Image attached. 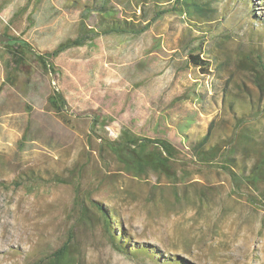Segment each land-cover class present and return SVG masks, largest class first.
Here are the masks:
<instances>
[{
	"label": "rangeland",
	"instance_id": "rangeland-1",
	"mask_svg": "<svg viewBox=\"0 0 264 264\" xmlns=\"http://www.w3.org/2000/svg\"><path fill=\"white\" fill-rule=\"evenodd\" d=\"M191 1L203 18L165 2L170 12L142 34L102 35L63 52L51 61L55 75L28 53L11 84L10 56L0 44V264H43L69 233L76 264L150 263L118 252L100 212L88 203L81 218L71 186L51 182L75 165L85 166L91 200L115 215L112 232H122L133 248L183 264H264V203L250 202L249 188L238 189L218 166L199 164L188 151L209 128L212 142L231 134L234 95L237 105L257 103L258 89L239 63L250 49L264 52V0ZM102 2L0 0V33L44 54L83 25L125 20L141 28L155 15V0H107L113 13L104 21ZM53 91L67 103L63 116L48 107ZM93 115L101 119L96 127ZM262 126L264 120L251 124ZM122 130L172 143L187 182L121 170L100 144Z\"/></svg>",
	"mask_w": 264,
	"mask_h": 264
},
{
	"label": "trees",
	"instance_id": "trees-1",
	"mask_svg": "<svg viewBox=\"0 0 264 264\" xmlns=\"http://www.w3.org/2000/svg\"><path fill=\"white\" fill-rule=\"evenodd\" d=\"M168 2L174 10L183 14L195 13L199 18H203V9L200 5L191 0H155L154 17L151 23L141 28H137L133 23L125 20H112V9H107V0L101 3L100 12L104 16V24H100L98 29H87L83 25V31L75 38H69L60 43L55 49L44 54H36L30 45L19 37H12L5 32L2 34L11 40L2 44L8 49L9 60L6 62V79L13 84V72L22 67L25 63L26 56L31 53L35 56L41 69L48 74L55 75L54 66L51 61L57 58L63 52L77 47H82L94 39L109 34H133L139 35L148 30L149 26L167 14L168 8L162 7V4ZM192 2V3H191ZM89 12V8L84 9V14ZM188 60L199 66L201 60L199 56L192 55L191 51L187 52ZM239 66L242 70L247 71L253 78L254 85L258 89L259 96L257 103L252 99L248 101H234L238 97L234 95L228 101V111L233 115V129L231 134L221 142H212L213 135L209 128L207 133L194 144L188 147L192 158L202 165H216L223 172L227 173L232 182L238 189L247 187L251 193L247 196L250 202L260 201L264 203V126L260 129L251 127L255 123L264 120V52L259 49H250L248 53L243 54ZM1 91V88H0ZM250 93L249 90L244 89ZM246 98V97H244ZM262 102V106H260ZM48 107L54 113L63 116L67 108V103L59 91H53L47 98ZM101 119L93 115V127H96ZM214 139V138H213ZM100 150L109 153L120 165L121 170L135 177H144L149 173H155L163 176L174 185L179 182H187L184 173L179 175L178 165L183 171L186 167L182 165V158L179 150L167 140L150 139L146 137L134 136L128 131L122 130L117 140L110 141L105 139L100 144ZM85 166L75 165L68 173V177H55L51 180L57 184L70 185L74 198V207L78 210L81 218L86 217L88 203L100 212L106 226V232L109 234L111 244L116 250L132 260H139L149 264H183L177 259H163L156 257L151 252L146 251L145 246L133 248L127 244L126 237L122 232H112L111 224L114 222L115 215L110 210L91 200L89 191L83 188ZM36 181V179L34 180ZM77 247L74 243L73 234L68 235L65 242L55 251H53L43 262V264H76L75 251Z\"/></svg>",
	"mask_w": 264,
	"mask_h": 264
},
{
	"label": "water",
	"instance_id": "water-1",
	"mask_svg": "<svg viewBox=\"0 0 264 264\" xmlns=\"http://www.w3.org/2000/svg\"><path fill=\"white\" fill-rule=\"evenodd\" d=\"M11 39L7 36H4L2 33H0V44L8 43Z\"/></svg>",
	"mask_w": 264,
	"mask_h": 264
}]
</instances>
